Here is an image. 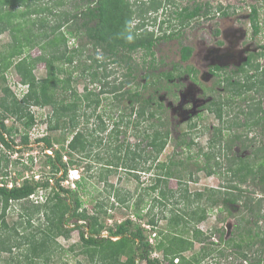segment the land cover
<instances>
[{"label": "trees", "instance_id": "trees-1", "mask_svg": "<svg viewBox=\"0 0 264 264\" xmlns=\"http://www.w3.org/2000/svg\"><path fill=\"white\" fill-rule=\"evenodd\" d=\"M66 2L73 4L72 10H55V5H65ZM165 2V0H74V2L0 0V35L9 31L11 36L5 47L0 49L2 93L0 140L9 149L19 151L15 147L13 135L17 130H28L36 124L37 118L32 106H52V112L44 121L47 129L63 130L60 137H53L49 133L37 139L38 142H44L46 164L50 167L53 177L35 180L32 176L25 178L20 184L15 182L11 187L8 182L0 184V252L9 254L4 264H68L56 262L55 256L62 248L58 238L60 236L70 238L74 228L80 230V242L71 245L69 250L74 251L78 247L76 253L87 254L89 264L143 262L162 264V259L152 255L157 250L163 252V259L168 264H201L208 257L229 258L231 254L241 259L242 264H264V226H261V221L264 220V138L259 143H254V139H249L248 136L249 131L254 128L264 127L263 101L249 93L255 90L260 93L259 96L264 95V69L260 70L259 65L255 67L256 73L252 76L247 75L245 81L233 80V75L224 77L227 85H230L229 91L232 90L233 93L227 94L222 101L221 98L214 99L206 104L207 110L212 111L221 124L214 128L209 139L210 150L203 152L201 147L198 152V155L204 156L206 160L204 164L196 162V169L191 170L186 159L174 156L167 162H158L148 188L137 189L134 195L129 191L123 192V189L108 182L109 176L119 168L134 173L139 181L138 172L150 171L153 162L157 161L173 139L169 129H161V125H166L162 122V112L159 111L163 108V103L153 92L145 94L146 89L158 90L156 87L158 82L151 80V76L157 75L154 70L151 71L156 62L153 49L162 37L168 35V30L163 29L166 20H161L159 30L151 29L148 13H154V10L166 6ZM218 8L220 11L223 10L224 15H229L227 8L223 6ZM175 13L180 25L184 26L197 17L211 15V6L209 2L204 5L196 4L194 7L186 5ZM51 16L58 17L54 20L55 24H51L53 21ZM258 18V8L254 5L251 21L255 35L260 31ZM135 20L137 22L133 26ZM65 25L69 26L68 31L62 29ZM70 36L79 38L86 36L88 40L70 47L68 44ZM88 46L93 47V53H87ZM35 48H39L41 54L34 55L32 51ZM138 51L144 52L143 62L134 60L133 54ZM192 53L191 46H183L182 60H188ZM99 54L101 56H98ZM148 56L154 58L148 60ZM39 63L46 67V76L42 78L34 72ZM74 63L76 64L73 65ZM111 63L120 66L126 64L124 66L127 69L124 73L126 77L133 75L136 77L139 68H150V71L149 74L143 75V82L136 84L135 88L122 90L125 86L124 81L115 84L114 80L107 79ZM11 68H15L21 76V83L28 86L22 98H19L7 83L6 72ZM78 69L82 72L75 74ZM185 71L195 73L196 69L189 66ZM157 76L172 78L173 72H161ZM87 77L92 82H101L99 91L90 89L87 84L83 91H79L77 83ZM110 94L115 96L113 107L120 108V104L114 101H121L124 97L130 99L132 105L130 113L126 114L123 111L115 122L109 133L108 143L118 140L119 133L133 126L137 130L136 136L141 137V141H147V145L151 147L150 157L145 158L143 162L139 160L142 153L133 150L130 143L126 142L128 144L126 147L124 142L116 146L110 144L107 147L108 154L104 158L106 162L103 164V170L98 173V181L107 183L110 187V190L106 188L108 197L112 196L118 205L129 208L134 199L135 214L138 217L137 220L126 218L114 226H106V222L101 218L102 215H108V210L114 207V203L108 206L106 200L99 197L95 212L90 214L83 208L80 189L64 185L70 169L80 168L83 160L92 152L95 141L89 138L88 132L94 136L95 133L108 129L105 119L106 116L112 117L111 112L109 110L101 112L99 109L103 100ZM153 102L157 107L153 106ZM226 105L229 107L227 111ZM233 106H237V110L233 109ZM230 108L235 114L225 120L224 117L232 111ZM93 116L97 122L90 127ZM11 118L14 121L8 124V119ZM121 123H126L124 131L120 129ZM142 124H147L149 129L145 127L142 130ZM196 126L197 123L193 122L189 128ZM75 129L78 132L76 131L71 140H68L65 136L67 131ZM225 130L230 131L228 135L225 134ZM191 132L188 130L174 138L175 146L191 149L195 145L194 138H190ZM22 137L23 142L28 143L29 134L25 132ZM99 141L101 143V140ZM236 143L241 145V149L239 152H232ZM56 144H60L61 147L57 148ZM140 144L141 142H138L136 145ZM216 146H219V152L224 150V156H227L225 169H222V162L217 160L216 151L213 152V147ZM47 149L53 153L46 152ZM246 149H250V152L242 155ZM192 157L188 155V158ZM1 158L0 152V163ZM100 159L103 158H97L96 161ZM148 160H151L152 164L140 169V164ZM8 164L9 159L4 165L5 168ZM85 168L87 172L91 171V164L88 163ZM200 171L207 175L217 174L229 178L227 183L220 187L190 192L188 182L196 180L194 174ZM0 173L8 174L1 168ZM58 174L61 176H57ZM53 178L55 183H52ZM80 178L76 180L77 183L80 186L82 181H85L86 188L89 176L83 173ZM172 178H177L179 182L176 189L168 185ZM249 181L253 183L258 181L263 192L261 196L252 198L246 194L247 190H244L242 185ZM42 191L48 192L44 201L31 199L34 196L39 197ZM147 197H150V206L146 213L148 216L146 224L149 229L157 232L155 236L160 237L154 244L146 234L142 222L146 219V215L142 213V205ZM12 204L21 206L22 218L10 225L6 213ZM219 208L221 213L227 212L224 219L229 216L237 217L236 232L232 236L225 237L224 228L216 227L210 232H205L198 226L208 217L210 209ZM72 219L75 220L74 226L68 227L67 224ZM224 219L220 218V221ZM163 220L166 222L161 225ZM85 225L88 226V231L84 229ZM28 228L33 230L22 233ZM104 230L109 231L108 236L102 234ZM216 233L219 234V243L212 240ZM197 242L202 244L200 250L186 256L185 252L193 250Z\"/></svg>", "mask_w": 264, "mask_h": 264}, {"label": "rangeland", "instance_id": "rangeland-1", "mask_svg": "<svg viewBox=\"0 0 264 264\" xmlns=\"http://www.w3.org/2000/svg\"><path fill=\"white\" fill-rule=\"evenodd\" d=\"M165 1L166 6L154 10V13H148L151 21L149 22L151 29L156 28L159 30L161 20L165 19L166 23L163 25V29L164 31L166 29L168 30V35L166 37H162L153 49L155 52L156 62L151 71L154 70V73H156L157 75L161 72L172 71L173 77L167 78L159 77L157 75L151 76V80H156L158 82L156 84L158 90L150 88L144 91L147 95L150 92H153L156 98L161 100V102L163 103V108L159 109V111L162 112V122L166 123V125H161V129H169L173 139L168 143L166 148L158 157L157 161L153 162V167L152 169H150V171L146 172L145 170H141L140 172H138L140 175L139 181L134 176V173L122 168H119L115 173H112L109 176V184H115L116 187L123 189V192L129 191L133 195L134 193H136L137 189L144 190L145 188H148V186L150 185V181L152 180V175L155 172L154 169H156L155 166L158 162H167L172 156H174L178 159H186L189 162L188 167L191 170L196 169V162H199L201 165L205 163L206 160L204 156L202 154L198 155V152L200 151L201 147L203 148V152H207L210 150L208 147L209 139L212 135V132L214 131V128L221 124L218 117H216L215 114L212 113V111L207 110L206 104L214 99L218 100L221 98L220 100L222 101L223 98L227 96V94L233 93L232 90L229 91V89H231L229 87L230 85H227V81L224 80V77L233 74L234 78L243 80L242 74H236L233 66H231V68L228 67L223 70L220 76H213L210 71V66L215 60L214 56L219 55V57H221L220 53L222 51V47L225 48L226 46L230 49V45L233 41H236V47L232 48V50H236L238 53L241 52L240 50L245 49L247 46H250L251 48H258L260 44H264V0ZM71 2H74V0H71ZM207 2H209L211 6V15L200 16L195 18L190 24L184 26L180 25L179 20L176 18L175 12L177 10H181V8L186 5L194 7L196 4L204 5ZM254 5L257 6L259 14L258 25L260 27V31L257 35L253 33L254 28L251 21V13ZM219 6L227 8L226 10L229 12V15H224L223 10L220 11V9L218 8ZM72 7L74 6L73 4H70V2H66L65 5L61 6H54V8H56L55 10L57 11L72 10ZM51 18L53 19L51 24H55L54 20H57L58 17L51 16ZM136 22L137 20L133 22V26ZM216 27L220 28L221 31V33L218 35L214 33ZM62 29L64 31H68L69 26L65 25ZM236 29L237 31L239 30V32H237ZM225 32H230L229 38H226L224 36ZM238 34H242L241 40H236V36ZM10 38L11 36L9 31H6L2 35H0V49H3L5 47V44L10 41ZM86 40H88L86 36H83L82 38L70 36L68 44L70 47H74L81 42H85ZM219 41H222V43H219ZM186 45L193 48V53L188 60H182V47ZM87 48V53L94 52L92 46H88ZM32 53L34 55H38L41 54V51L39 50V48H35L33 49ZM133 55L134 60L143 62L144 52L138 51ZM98 56L101 55L99 54ZM151 57L152 59L154 58V56H148V60H152ZM259 60L264 66V57H259ZM88 63L90 64L91 61H88ZM75 64L76 63H74L73 65ZM228 65H232V63H229ZM124 66H126V64L120 66L119 64L111 63L110 68L108 69L110 75L107 78L109 81L114 80L115 84H119V82L124 81L125 86L122 90L130 87L135 88L136 84H140L141 82H143L144 76L146 74H149L150 71V68H139L140 70L136 72V77L135 75H133V77H126L124 73L127 72V69ZM189 66L195 68L196 72L193 73L185 71L189 68ZM34 72L39 78L45 77L47 73L46 67L43 63H39ZM81 72L82 71L78 69L75 74H79ZM6 79L10 88L17 94L19 98H22L23 94L27 91L28 86L21 83V76L17 73L15 68H11L6 72ZM158 79H161V81H158ZM86 84L90 89L96 91H99L101 88V82H92L90 81V78L87 77L86 79L82 78L79 83H77L79 91H83ZM249 93L257 98L260 94L255 90L250 91ZM0 95H2V93H0ZM114 98V94L108 95V98L103 100L99 109V111L101 112L104 110H109V112H111L112 117L108 118L106 116L105 119L108 129L106 131H101L100 133H95L94 136H91V134L87 130H84L85 132H88V136L90 139H94V147L87 159L83 160L80 168L77 169L76 167H72L70 169L68 179L64 181L65 186H71L75 189H80L79 192L81 195V199L83 200V208H86L87 212L90 214H93L95 212L96 201L99 197L104 198L108 206L114 203V207H111L108 210V215H102L101 217L106 222V226H114L117 222L129 217L134 220H137L138 218L135 214V206L133 204V202H135L134 199L132 200V204L129 208L125 205H118V203H116L115 199L112 196L110 198L108 197L107 189L109 188L110 190V187L107 185V183L98 181V173L100 174V171L103 170V164L106 162L104 158L108 154L106 153L107 147L110 144L116 146L118 145V143L122 142L125 143L126 147L128 145L127 143H130L133 150L136 149L137 151L142 153V156L139 159L142 162L145 161V158L150 157L149 155L151 150V147L147 145V141H141V137L136 136L135 131L137 130H135L133 126H129V128H127L128 130H125L126 123H121L122 126L120 127V129L122 131L125 130V132L119 133V139L108 143L109 133L113 129L115 122L118 121L123 111L126 112V114L128 112L130 113L132 105L130 99L124 97L121 101H114L116 102V104H120V108H115L112 105L114 104ZM239 101L242 103L240 99ZM153 106L157 107V104L153 102ZM155 107L154 109H156ZM233 107V109L237 110V106ZM32 110H34L36 114V124L28 130H17L13 135L15 140V147L19 149V151H13L9 149L0 140V152L2 153L0 168L3 171H7L8 173L7 175L0 173V184L8 182L9 187H11L15 182L20 184L25 178H32V176L33 178H35V180H47L50 177H53V175L50 173V167L46 164L47 158L44 155L43 151L44 142H38L37 139L49 133L53 137H60L63 130L50 131L47 129V124L44 121L46 119V116L52 112V106H32ZM227 110H229V107L226 105L225 111ZM234 114L235 112L232 110L224 117V119H230L234 116ZM133 117L135 118V115H133ZM243 120L244 119H242V121ZM13 121L14 119L12 118L8 119V124H12ZM95 122H97V120L94 117L90 120V127L93 126ZM193 122H196L197 126L195 128H189L190 124ZM82 125L83 124H81V126ZM145 127L149 129V126L147 124L141 125L142 130ZM188 130L192 131L190 138H194L195 145H193L191 149L185 146H175L176 142L174 141V138L176 139L178 136L185 134V132ZM76 131L78 132L77 129L67 131L65 136H67L68 140H71ZM240 131H242L241 128ZM25 132L29 134L28 143L23 142L22 136ZM229 132V130H225V134L228 135ZM248 136L249 139H254V143H259V141H262V138H264V127L254 128L253 130L249 131ZM9 139H11V137H9ZM99 140H101V143ZM138 142H141L139 146L136 145ZM67 143L68 141L66 142V144ZM56 147L60 148L61 145L56 144ZM240 149L241 145H239V143H236L232 149V152H239ZM219 150V146L213 147V152L216 151L217 153V160H220L222 162V169H225V167L227 166V156H224V150H222V152H219ZM46 152L53 153V151L50 149H47ZM249 152L250 149H246L242 152V155H245ZM189 154L193 157L188 158ZM75 157H77V155H75ZM67 158H65V160ZM97 158L103 159H100V161H96ZM7 159H9V164L5 168L4 165ZM88 163H90L92 167L91 171H88L89 175L87 169L85 168ZM151 164V160H148L145 163H141L140 169H142V167L146 168ZM83 173L89 176V181L86 188H84L85 181H82L83 183L80 186L76 181L78 178H80V175H83ZM57 176H61V174H58ZM185 178H187V176H185ZM194 178L196 180L188 182L190 192L200 190L204 191L207 188L211 187H220L227 183L229 177L218 176L217 174L207 175L204 171H200L194 174ZM52 181V183H55L54 178ZM178 184L179 182L177 178L170 179L168 183L169 187L172 189H176L178 187ZM242 188H244V190H247L246 194H248V196L252 198H257L258 196H261L263 194L261 185H259L258 181H256V183L249 181L246 184L242 185ZM140 190L138 191L140 192ZM47 194L48 192L42 191L39 193V197L34 196L31 199H39L40 201H44ZM149 206L150 197H147L146 202L142 205L143 214L146 215ZM20 211H22V208L18 204H12L7 210L6 219L10 225H13L16 221L21 220L22 217ZM226 215L227 212L221 213L220 208L210 209L208 212V217L200 222L198 226L205 232H210L212 228L216 227L224 228L225 237L232 236L233 233L236 232L235 226L238 224V220L237 217L234 216H229L224 219ZM145 217L146 219L142 222L144 228H146V234L150 237V241L154 244L160 237L159 235L155 236V233L157 232L149 229L150 227L146 224L148 216L146 215ZM220 218L224 220L220 221ZM74 221L75 220L72 219L67 224V226H74ZM78 222L81 223L82 221ZM165 222L166 221L163 220L160 224L163 225ZM261 222V226L263 227L264 220H262ZM36 224L37 223H35V225ZM84 229L88 231V226L85 225ZM32 230L33 229L28 228V230L22 231V233H28ZM79 231V229L74 228L71 232L70 238H65L64 236H60L58 238V241L61 244L62 248L59 249L58 255L55 256L56 262H67L68 264L90 263L89 256L87 254L76 253L78 247L74 251L69 250L71 245L80 242L81 234ZM102 234L104 236H108L109 231L104 230ZM212 240L219 243V234H214ZM201 246V243H195V248L193 250L185 252V255L190 256L194 252L199 251ZM258 246H260V243L258 244ZM152 255L154 257L162 259V264H168L163 259L162 251H154ZM8 256L9 254L7 252H0V264H4ZM175 261H177V259H175ZM232 261L234 262L232 263ZM225 263L242 264L243 261L237 258V256L231 254V257L229 258L223 257L221 259H213L212 257H208L201 264ZM142 264H146V262H143Z\"/></svg>", "mask_w": 264, "mask_h": 264}, {"label": "flooded vegetation", "instance_id": "flooded-vegetation-1", "mask_svg": "<svg viewBox=\"0 0 264 264\" xmlns=\"http://www.w3.org/2000/svg\"><path fill=\"white\" fill-rule=\"evenodd\" d=\"M237 32H239V30ZM214 33L216 35L220 34L221 33L220 28L216 27ZM224 36L226 38H229L230 32L227 33L225 32ZM241 36L242 34H238L236 36V40L237 39L241 40ZM219 43H222V41H219ZM235 44L236 41L235 42L233 41L230 45V49L229 47L226 46L225 48L222 47V51L220 53L221 57H219V55L214 56L215 60L213 64L210 66V71L213 76H220L223 70H225L228 67L231 68V66H233V68L235 69V73L242 74L243 81H245L246 78L244 79V77H246L247 75L252 76L256 73V69H255L256 66L259 65L260 70L264 69V66L261 64L259 60V57L260 58L264 57V44H260L258 48H251L250 46H247L245 49L240 48L242 50L239 49L241 51L239 53L236 50H232V48L236 47ZM229 63H232V65H228ZM242 67H244L243 70L241 69ZM235 79L236 78H233V80ZM257 99H262L264 105V95L258 96Z\"/></svg>", "mask_w": 264, "mask_h": 264}, {"label": "water", "instance_id": "water-1", "mask_svg": "<svg viewBox=\"0 0 264 264\" xmlns=\"http://www.w3.org/2000/svg\"><path fill=\"white\" fill-rule=\"evenodd\" d=\"M118 238H120V237H116V238H113V239H118Z\"/></svg>", "mask_w": 264, "mask_h": 264}, {"label": "built area", "instance_id": "built-area-1", "mask_svg": "<svg viewBox=\"0 0 264 264\" xmlns=\"http://www.w3.org/2000/svg\"><path fill=\"white\" fill-rule=\"evenodd\" d=\"M178 260V259H177Z\"/></svg>", "mask_w": 264, "mask_h": 264}]
</instances>
